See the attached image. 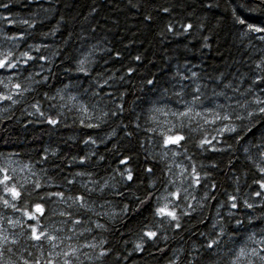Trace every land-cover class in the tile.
Returning <instances> with one entry per match:
<instances>
[{
	"label": "trees",
	"instance_id": "obj_1",
	"mask_svg": "<svg viewBox=\"0 0 264 264\" xmlns=\"http://www.w3.org/2000/svg\"><path fill=\"white\" fill-rule=\"evenodd\" d=\"M248 24L264 27V0H0V55L11 52L18 61L15 69L0 70V93L18 101L0 100V167L9 169L10 184L22 192L13 201L0 185V233L9 238L0 264L39 256L30 224L64 241L56 251L79 248L73 264H264L258 256H239L241 247L247 253L264 247V196L254 195L253 182L257 166H264L256 147L264 143V119L235 121L238 131L220 136V122L171 115L185 110L174 95L181 83L188 93L201 89L204 106L197 103L195 110L209 120L204 107L225 103L213 93L225 92L233 105L264 96L253 83L264 75L257 68H264V32ZM24 52L34 59L25 63ZM80 60L87 74L77 70ZM37 103L59 123L33 114ZM173 124L186 135L182 147L163 143L161 132ZM205 136H216L220 150L199 147ZM173 163L183 171L175 182ZM177 189L181 199H172L179 204V228L154 216L161 195ZM59 191L65 199L49 196ZM80 195L85 208L67 199ZM230 195L237 196L235 209ZM4 198L18 210L5 207ZM37 203L43 214L35 211ZM25 209L37 219L29 220ZM12 218L20 223L10 225ZM75 219L82 224L74 225ZM148 230L157 238L145 237L143 250H136ZM212 239L219 243L208 249ZM44 250H51L47 241ZM102 250L107 255L100 256ZM52 258L63 264V255Z\"/></svg>",
	"mask_w": 264,
	"mask_h": 264
},
{
	"label": "snow or ice",
	"instance_id": "obj_2",
	"mask_svg": "<svg viewBox=\"0 0 264 264\" xmlns=\"http://www.w3.org/2000/svg\"><path fill=\"white\" fill-rule=\"evenodd\" d=\"M165 11H167V9H165ZM239 23L244 24L245 21L241 19L239 20ZM187 27L191 28V25H188ZM247 27L251 31L264 32V27H257L252 24H248ZM261 39H264V36H262ZM12 55L13 54L11 52H8L5 55H0V70L7 71L10 69H15L17 67L18 61L14 60L12 58ZM22 56L27 57V59L25 60V63H27L28 60L34 59L31 55H29L28 52L22 53ZM39 59L43 60L46 58L41 56L39 57ZM137 59H139V57H137ZM85 64H86V60H80L79 67L77 70L87 74L88 70L85 67ZM257 68L260 69L261 72H264V68H262L261 65L258 64ZM192 75L196 76V73H192ZM185 79H188V77H185ZM0 83H3V81L0 80ZM105 83H107V81H105ZM149 83H152V81H149ZM253 83H255L257 87L260 88L261 93L264 94V87H262L264 86V75H257ZM4 87L7 88L8 85L5 84ZM13 87L17 90L16 95H20L21 93L19 90L21 89L22 85L17 83V84H14ZM180 87H181V91L175 92L174 95H176L179 98V102L185 104V110L182 112H172L171 115L173 116L178 115L180 117H193V116L200 117L201 119H203L205 124H208V123L215 124L216 122H220L222 127L217 129V134L220 136L224 135V133L226 132L236 133L238 129L235 126V121H244L245 119H253L255 117H260L264 119V96L262 95H255L253 96L251 100L247 98L243 100L236 99L234 101V105H235L234 106L233 103L231 102L233 98L229 97L225 92L213 93V96L217 98L220 96H223L225 103H215L213 101V104H214L213 107L211 108L204 107V112L210 113L212 116V119L209 120L207 116L204 115L201 111L195 110V105L197 103H199L202 107L204 106V101L201 99V89L197 87L195 88L194 92L188 93L186 85L181 84ZM234 91H239V90L236 89ZM185 94H189L192 96L191 101H185L183 99ZM61 99H63V97H61ZM72 99L74 100L75 97H72ZM0 100H9V101H12L13 104L18 102L17 100L13 99V95L11 94L5 95L3 93H0ZM253 105L255 107H253ZM33 108L35 109V113L33 114H38L40 117H45V113L41 110L40 105L38 103L34 104ZM237 108L243 109L246 114H241V112H238L236 110ZM121 109H122V106H121ZM82 110L86 112L87 108L82 106ZM156 111H161V109H156ZM107 115L108 113L106 112L103 113V116H107ZM45 119L47 120V123H49L50 125H56L59 123V120L57 118H53L51 115L45 117ZM87 127L89 128L99 127V124H95V125L88 124ZM180 127L181 129L185 127L183 122L181 123ZM247 131L251 132L252 128H248ZM161 136L163 137V143L166 146L167 145H178L182 147L183 142L186 140V135L183 134L181 131H177L175 124L167 128L166 131L161 132ZM216 139H217L216 136H213L211 139L205 136L203 139L200 140L199 147L212 150V151H219L220 149H217L213 144V141ZM240 139H243V137H240ZM256 147L260 150L259 155L261 157V160L264 161V143L257 145ZM245 151H248V149H245ZM120 163L126 164L127 160H121ZM257 167H258L259 177L255 179L253 182L254 184L258 185V190L254 192V195L256 197H261V196H264V166L258 165ZM148 171L151 172L152 169H148ZM192 175L194 177L195 183L198 185L200 183V177L198 173L196 172L195 167H193L192 169ZM127 179L129 181L133 180V175L130 169L128 170ZM12 180H13V177L9 175V169L7 167H0V185L3 186V191L6 194L10 195L13 201H17L22 197V192L16 187L14 183L10 184ZM69 183H71V181H69ZM35 187L40 188L41 185L37 183ZM169 195L172 197H175L176 201H179L181 199V193L179 189H177L175 192L170 193ZM49 196H56L61 199H65V193L62 191L50 193ZM67 199L71 200L73 203L79 204L81 208H85L86 198L84 195H80L76 197L69 196L67 197ZM164 199L166 202L162 205H158L155 208L154 216L160 218L161 224L163 223L164 218L167 217L169 223L176 222L175 227L179 228L180 224L178 221H179L180 216L177 211L179 209V204L173 201H168L167 197H165ZM229 200L232 202L230 205L231 208L235 209L238 207L237 196L230 195ZM244 203L249 208L253 207V205L248 203L247 201H244ZM3 204L5 207H12L13 209H17V205L15 203L10 204L9 200L6 198L3 199ZM69 207H71V204L69 205ZM189 207L191 206L189 205ZM35 211L37 213L43 214L44 209L41 204L37 203L35 205ZM23 214L27 216L29 220L37 219V217L32 212H29L27 209L24 210ZM184 214L187 215L190 213H184ZM60 215H64V213H60ZM68 215L71 216V213H69ZM8 222L10 224L20 223V221L13 222L11 220H9ZM73 223L74 225H81L82 220L75 219ZM237 223L239 224L240 221H237ZM28 227L30 229V232L28 233L29 238L31 241L34 242L33 247L37 249V251L39 252V256L35 257L32 261H29L26 259L24 260L23 264H57V261L52 258L53 253H55L57 257H59L60 255H63L64 257L63 264H73V260L71 258L76 256L77 252L79 251V248L72 247V245H68V248H69L68 251H63L62 253L59 251H56L60 247V244L64 242L62 239H60V237L53 234L52 232L45 230L42 225L33 226L30 224ZM96 227L100 228L103 226L97 224ZM88 231H90V229H88ZM157 236H158L157 231H152V230L145 231L143 235L141 236L142 243H137L135 245L136 250H141V251L143 250V241L145 237L148 238L149 240H155ZM67 239L71 240L72 237L69 236L67 237ZM249 239H251V237H249ZM58 240H59V243H57ZM44 241H47L49 243V246L51 249L47 253H45V250H44ZM8 242H9L8 236L0 233V257L4 256V252H5L4 245H6ZM11 243L16 244L17 241L12 240ZM105 243L106 241H101L100 245L102 246ZM218 243H219V240L212 239L207 243L206 247L208 249H213L214 246L217 245ZM259 244L264 245V238H262L259 241ZM86 247L94 249L98 247V245L97 244H87ZM8 251L10 252L11 249H8ZM261 253H264V247H261L259 251L257 250V248L254 247L251 249L250 253H247L245 251V248L243 247H241L239 250V256H245V255L250 254L252 256H258L259 259L262 262H264V255H261ZM99 255L100 256L107 255V250H102ZM250 264H253V262L250 261Z\"/></svg>",
	"mask_w": 264,
	"mask_h": 264
},
{
	"label": "rangeland",
	"instance_id": "obj_3",
	"mask_svg": "<svg viewBox=\"0 0 264 264\" xmlns=\"http://www.w3.org/2000/svg\"><path fill=\"white\" fill-rule=\"evenodd\" d=\"M8 84V87L6 88L7 89V91L9 90V91H11L10 89L12 88V86L11 85H9V83H7ZM181 84H184V83H181ZM180 84V85H181ZM74 103V105L75 106H78L77 105V103H75V102H73ZM205 115V114H204ZM178 116V115H177ZM179 118H181L180 116H178ZM209 117V116H208ZM207 117V118H208ZM172 170H173V172H174V178L172 179L173 180V182H175V181H177L178 180V177H181L182 175H183V171H182V166L181 165H175V163H173L172 164ZM173 184V183H172ZM171 193V191H165L162 195H161V198H162V203L164 204L166 201H165V197H167L168 198V201H173V199H172V196H170L169 194ZM11 221H13V222H15L16 221V219H10ZM2 223H3V220L2 219H0V226L2 225ZM10 224V223H9ZM15 224V223H14ZM14 224H10V225H14Z\"/></svg>",
	"mask_w": 264,
	"mask_h": 264
}]
</instances>
